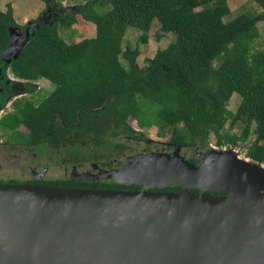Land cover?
<instances>
[{"label":"trees","instance_id":"1","mask_svg":"<svg viewBox=\"0 0 264 264\" xmlns=\"http://www.w3.org/2000/svg\"><path fill=\"white\" fill-rule=\"evenodd\" d=\"M45 1L53 10L42 15L50 17L23 25L16 22L11 2L7 10L0 9V87L9 75L15 79L10 84L16 86L13 91H0V111H6L16 93H31L16 99L13 110L0 117V127L9 130L7 137H0L48 141L53 148L62 140H84L111 151L123 134L147 138L144 131L154 126L170 144L201 149H212L211 137L219 148L236 149L254 133L245 144L246 156L264 163V50L254 46L260 35L258 22L264 19V0H254L261 12L241 13L228 21V0H86L69 8V13L56 0ZM77 14L94 23L96 32L69 43L59 23L72 26ZM155 21L159 40L165 33L176 38L140 67V43L148 42ZM29 23V41L17 59L6 62L2 53L10 28L19 26L23 31ZM130 27L141 32L134 48L124 46ZM43 79L55 88L39 100L36 93L46 88ZM235 93L241 101L232 111L228 103ZM130 119L142 130H136ZM239 123L241 132H233ZM96 187L136 190L142 186Z\"/></svg>","mask_w":264,"mask_h":264},{"label":"water","instance_id":"2","mask_svg":"<svg viewBox=\"0 0 264 264\" xmlns=\"http://www.w3.org/2000/svg\"><path fill=\"white\" fill-rule=\"evenodd\" d=\"M31 25L10 28L3 60ZM181 148L103 174L159 190L0 182V264H264V163L231 147L194 162Z\"/></svg>","mask_w":264,"mask_h":264},{"label":"rangeland","instance_id":"3","mask_svg":"<svg viewBox=\"0 0 264 264\" xmlns=\"http://www.w3.org/2000/svg\"><path fill=\"white\" fill-rule=\"evenodd\" d=\"M58 3H61L62 9L66 8L65 13L71 12L69 8L72 6L79 5L81 3L86 2V0H56ZM11 2L13 6V15L16 20V22L20 25L26 24L32 19H39L41 20L42 18L45 17H50V14H47L46 16L42 13L44 11H49L50 9L53 10V7H49L48 3L45 0H0V9L2 10H7V4ZM231 12L228 14L226 17L227 21L236 17L237 15L241 13H251V14H257L262 11V8L259 6V4L254 1V0H228ZM52 6H55L54 3H52ZM42 18L40 19V17ZM258 27L260 30V35L259 37L255 40L254 46L257 49L264 50V19L260 20L258 22ZM59 30L61 35L64 37V39L69 42H77L80 41L81 39L85 37H91L95 35V24L86 20L81 14H77V22L73 24L72 26H65L59 23ZM159 32V23L158 21H155L153 23L152 29L149 32V39L148 42H141L140 43V51H139V56L137 58V62L139 66H145L147 65V58L153 57L156 53V51L159 48H164L166 47L170 42H172L175 38L176 35L174 33H165L163 37L159 40L157 38V33ZM139 34L141 32L133 27H130L128 29V32L125 37V42L124 46H130L132 48L136 47L138 44V39H139ZM9 77H12L9 75ZM42 86H45L46 88L41 89V91H38L36 93L37 98L42 100L46 95L49 94L54 88L55 85L53 83H50L48 80H41L40 81ZM36 96L34 99H36ZM241 101V96L238 93L233 94L232 98L230 99L228 103V108L232 111H235L238 107L239 102ZM11 101L8 102L7 106H10ZM13 106H10L6 108V111L3 112L0 111V117L7 111H12ZM130 124L135 127L136 130H142L140 129L139 125L134 119H130ZM229 123H227L226 127L228 128ZM243 124L239 123L237 124L232 131L236 133H240L242 130ZM147 135V138L143 141H133L134 139H129L127 138L124 134L117 138L116 142L120 143L122 146L119 148H114L113 147V154L114 156H117L119 152L122 153V160H125V155H123V152H126L130 146L135 148L133 150V153L138 152L140 149L138 147H143L147 145L149 149H153L157 144L162 143L164 145L169 144L168 138L167 137H160L158 135V127L154 126L150 130L144 131ZM9 133V130L6 128L0 127V135L3 137H7ZM255 137L254 133H251L249 139L246 142H241L238 144L236 147L238 154L242 158H246V150L247 147L245 144L248 145L252 141V139ZM150 140V141H147ZM143 143V144H142ZM245 146V147H244ZM210 147L212 148H219L215 145V138L211 137L210 139ZM122 148H124L123 151ZM226 148V147H223ZM5 152H4V158L5 162L3 165L2 170L0 171L2 175H4L7 179L8 178H20L21 176L19 175V172L21 171V168L24 164H29L32 163V160L24 159V153L28 156H32L34 152L37 151V149H30L27 150L26 152H22V154H18L15 150H11V148L5 147ZM174 150V149H173ZM172 151H164V150H157L153 149V151H149L146 153L139 152L136 156L138 155H145L147 153L151 152H161V153H172ZM210 151V149H201L199 145H194V146H186L184 149L181 148L180 153L182 155H185L186 158H196L199 157V154L205 153ZM55 153V152H54ZM53 152L49 156L50 159H47L44 157L42 162H48L51 161L52 166L49 167L48 172L50 173L51 176H56L57 174H60V172L65 171V166L63 164V159L59 158L58 155L54 154ZM66 153V152H65ZM64 153V155H65ZM135 157V156H134ZM131 160H128L126 163L133 161V158ZM126 163H124L119 169H121ZM117 169V170H119ZM111 171V170H109ZM48 173V175H49ZM112 175V174H111ZM2 183V182H1ZM148 189L147 187H154V185H143Z\"/></svg>","mask_w":264,"mask_h":264},{"label":"flooded vegetation","instance_id":"4","mask_svg":"<svg viewBox=\"0 0 264 264\" xmlns=\"http://www.w3.org/2000/svg\"><path fill=\"white\" fill-rule=\"evenodd\" d=\"M8 79L9 80L7 81V84L0 87V91H3L4 89L13 91L16 88L14 84H10V81H14L15 79L13 77H9ZM39 89L40 87H37V90ZM29 95H31V93L29 92H20L18 94L16 93L13 96L10 106L16 99L23 98ZM21 130H26V128L22 126ZM126 137L129 139H134L133 141L139 142L145 140L144 137ZM51 145L52 144L48 141L30 143L0 137V171L2 170L5 162V158L3 155L5 152V147L9 146L11 150H15L18 154H22V152H26L30 149H37V151L34 152L31 157L24 153V159L28 158V160H32V163H27L22 166L21 171L19 172L21 179L11 177L7 179L0 172V182L32 185H54L55 183L63 184V187L70 188H85L83 187L84 185H87L86 188H98L96 187V185L105 186L110 184L133 185L132 183L128 182L122 183L116 181L113 175L105 177L103 174H106V171L109 170L119 169L124 163H126L128 160H131L132 157L136 156L139 152L146 153L149 151H153V149L172 151L176 146L173 143H169L166 145L159 143L153 149H149V147L145 145L143 147H138V149L140 150L136 153H133V150L135 148L130 146L126 152H123V155H125V160L123 161L121 158V152H119L117 156H114L113 150L109 151L107 149H103L102 147L90 144V142L84 140L79 143L62 140L59 141V145L55 146V148H53ZM121 146L122 145L120 143H116V146L114 148H119ZM185 147L186 146L182 147V149H184ZM123 150L124 148H122V150L120 151ZM52 152H55L54 154L63 159L62 165L65 166V171L60 172V174H57L56 176H51L48 172L49 167L52 166L51 161L53 159L44 163L41 160L44 157L50 159L49 156ZM193 159L199 160L200 158L196 157ZM139 186H142L140 189L146 188L143 185ZM147 188L153 190L159 189L156 187Z\"/></svg>","mask_w":264,"mask_h":264}]
</instances>
